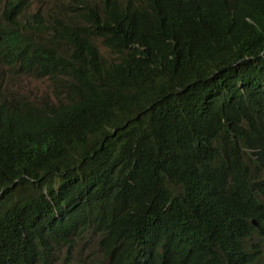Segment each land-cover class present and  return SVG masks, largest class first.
I'll list each match as a JSON object with an SVG mask.
<instances>
[{
  "label": "trees",
  "instance_id": "1",
  "mask_svg": "<svg viewBox=\"0 0 264 264\" xmlns=\"http://www.w3.org/2000/svg\"><path fill=\"white\" fill-rule=\"evenodd\" d=\"M0 264H264V0H0Z\"/></svg>",
  "mask_w": 264,
  "mask_h": 264
},
{
  "label": "rangeland",
  "instance_id": "2",
  "mask_svg": "<svg viewBox=\"0 0 264 264\" xmlns=\"http://www.w3.org/2000/svg\"><path fill=\"white\" fill-rule=\"evenodd\" d=\"M99 48L103 51V47L100 44ZM8 87L21 92L25 97L34 101L39 98L55 100L50 90L51 80L48 77L35 78L24 74L16 75L12 81L8 82ZM26 192L27 190L24 188L21 191L22 196Z\"/></svg>",
  "mask_w": 264,
  "mask_h": 264
},
{
  "label": "clouds",
  "instance_id": "3",
  "mask_svg": "<svg viewBox=\"0 0 264 264\" xmlns=\"http://www.w3.org/2000/svg\"><path fill=\"white\" fill-rule=\"evenodd\" d=\"M29 76H31V75H29ZM32 77H33V76H32ZM35 78H42V77H35ZM252 220H254V219H251V222H252ZM252 223H253V222H252ZM255 223H256V222H255ZM255 223H254V224H255Z\"/></svg>",
  "mask_w": 264,
  "mask_h": 264
},
{
  "label": "water",
  "instance_id": "4",
  "mask_svg": "<svg viewBox=\"0 0 264 264\" xmlns=\"http://www.w3.org/2000/svg\"><path fill=\"white\" fill-rule=\"evenodd\" d=\"M252 222H253V223H255V221H254V220H252Z\"/></svg>",
  "mask_w": 264,
  "mask_h": 264
}]
</instances>
